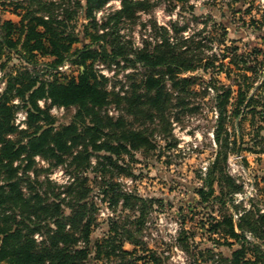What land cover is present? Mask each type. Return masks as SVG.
<instances>
[{
	"label": "trees",
	"instance_id": "obj_1",
	"mask_svg": "<svg viewBox=\"0 0 264 264\" xmlns=\"http://www.w3.org/2000/svg\"><path fill=\"white\" fill-rule=\"evenodd\" d=\"M109 1H0L2 9L19 17L18 21L0 19V69L5 78L0 92V264H163L161 255L153 250L147 252L119 216L109 221L108 234L92 240L96 208L95 203L89 201L91 189L83 173L91 166L90 156L100 154L93 170L97 172L95 176L100 177L103 200L114 209L119 205L127 208L130 199L135 197L123 191L115 177L107 178L108 173L112 175L111 171L117 169L118 175H131L119 160H124L126 155L132 160L134 150L153 148L146 123L158 117L164 120L165 114L173 108H196L189 101L191 95L198 92L196 86H200L203 96L212 95L214 138L220 148L221 135L226 132V120L231 115L228 104H231L233 92H236L233 116L240 117L241 121L246 114L257 113L264 122V91L257 93L264 85L261 48L238 53L237 45H226L218 59L217 49L225 45L228 24L213 20L211 30L207 19L201 28L195 26L194 29H198L192 33H186L191 28L188 24L172 20L168 26H163L150 20L146 27L148 35L136 46L125 37L123 25L125 22L134 24L140 12L150 13L158 1L121 0L120 7L104 13L98 21L96 11ZM165 1L169 3V12L185 8L196 18L192 0ZM232 1L235 5L228 3L227 9L233 7L230 9L233 12L240 11L248 3L247 0ZM82 15L88 22L82 24L83 31L78 33L76 21ZM87 36L89 42L84 41ZM261 36L264 39V35ZM76 43L80 46H75ZM13 59H18L19 65H9ZM226 59L238 70L234 77H230L228 70L232 80L229 85L219 83L214 76L221 71ZM64 61L76 65L78 73L61 80L59 76L63 74L56 69ZM96 64H103L110 70L116 67L136 70L140 66L143 73L137 79L135 71H129L126 73L130 79L127 87L122 84L117 90L115 86L108 90L109 78L99 72ZM198 69L209 74L208 77L202 72L186 74ZM248 72L260 74L259 85L257 79L248 82L255 77ZM14 98L19 99V105L11 102ZM41 99L49 100V106H75L72 121L55 129L49 107L41 108L38 104ZM112 102L120 110L116 117L107 112ZM19 107L27 111V128L18 131L13 118ZM126 116H131L138 128L129 123ZM260 129L264 131L263 126ZM253 138L254 141L264 139V133L259 131ZM223 140L225 148L227 136ZM251 148L253 145L249 150ZM37 156L56 166L66 164L73 168L69 179L61 184H53L47 177L39 179ZM226 157L225 151H217L202 178L204 186L195 189L201 202L213 201L227 207L224 196L241 190V185L225 172ZM215 179L221 189L219 196L212 199ZM222 182L228 189L222 188ZM228 206L237 207L232 202ZM200 226L204 228L205 224L201 222ZM219 229L241 242L240 247L232 248L218 261L264 263V251L257 245L252 250L255 258H246L242 235L248 230L264 242V213H259L258 209L247 210L237 223L230 214L224 213L207 231L212 234ZM187 240L184 236V245L189 244ZM125 242L131 243L133 249H125ZM204 249L212 253L209 246Z\"/></svg>",
	"mask_w": 264,
	"mask_h": 264
},
{
	"label": "rangeland",
	"instance_id": "obj_2",
	"mask_svg": "<svg viewBox=\"0 0 264 264\" xmlns=\"http://www.w3.org/2000/svg\"><path fill=\"white\" fill-rule=\"evenodd\" d=\"M157 1V6L150 13L140 12L134 24L125 22L123 25L122 32L125 37L131 39L136 46L141 45L142 38L148 35L146 27L150 24V20L163 26H168L172 20L181 25L188 24L191 28L187 29L186 33H192L198 29H194L195 26L201 28L204 19H207L211 30L214 28L213 20L215 22L224 21L228 24V34L225 45H221L220 50L217 49L218 59L222 57L226 45H237L238 53H247L253 48H261L263 56L260 57L264 62V39L261 36L264 35V0H247L249 4H245L238 12L230 11V9H234L233 7L228 11V3L235 5L232 0H192L196 6L194 12L196 18L191 17L185 8H182V11L177 8L173 12H169L167 10L168 2ZM120 2L121 0H110L102 9L96 11V19L99 21L104 13L120 7ZM207 2L213 5H207ZM9 16L12 15L0 7V19L4 20ZM87 22L88 20L83 15L78 17L76 31L81 33L83 31L82 24H87ZM252 22L254 23L250 25L249 23ZM143 24L146 26L144 27ZM217 32L218 30L214 31L216 34ZM216 37L219 36L216 35ZM89 40V36L84 38L85 42H89ZM75 46H80V43H76ZM228 61V59L224 60V65L220 68L221 71L214 73L219 83L224 85L232 84L230 77H234L238 71L237 67L228 64ZM219 62L218 60L217 63ZM12 63L19 65V60L13 59L9 65ZM103 69L109 78L106 84L108 90L113 89V86L117 90V87L122 84L127 86L130 79L126 77V73L129 71H131L130 73L135 71L137 79L141 78L143 73L140 66L136 70L122 67H116L113 70L106 67ZM211 69L210 71H212ZM197 72L201 73L202 71L198 69L194 73L186 74L191 75ZM63 73V76H59L61 80H65L67 76H76L78 67L71 65L63 70ZM202 74L205 77L209 75L203 72ZM252 74L248 72V75L255 76L248 80L249 83L255 81L260 75ZM256 81L257 85L261 82L260 79ZM232 87L236 89L237 86L233 85ZM195 89L198 92L191 95L189 101L196 108L184 110L173 108L165 114L164 120L158 117L153 122L146 123L145 126L153 148L134 150L132 160L128 155L124 156V160H119L120 165L132 172L131 175H118V170L113 168L111 171L113 174L108 173L107 178L115 177V180L120 183L121 189L135 197V199H130V207L123 208L119 205L114 209L107 201L103 200L101 180L99 176H95L97 172L93 170L97 160L100 159V154L94 153L90 156L91 166L83 173L84 176L86 175L87 185L91 189L89 201L95 203L96 208L94 212L96 223L92 230L93 241L108 234L109 221L119 216L122 222L126 221V227L142 242V246L147 249V252L153 250L161 255L163 264H227L222 260L218 261V259L229 254L232 248L240 247L241 241L237 242L235 238L224 234L221 229L210 234L207 231L210 224L221 220L224 213L230 214L235 223L238 222L239 217L235 219L234 213L241 215L243 212L253 209L264 213V139L256 138L254 141L253 138L259 131L264 133L260 129V127H264V122L260 120L257 113H248L241 121L240 117L233 116L232 108L236 95V92H233L230 98L231 104H228L231 115L227 117L226 132H222V148H220V144L216 143L214 138L215 111L212 95L203 96L199 90L200 86H196ZM263 91L264 85H261L257 93H263ZM14 99H17L18 103H14ZM14 99L11 102L14 105H19V99ZM39 106L41 108L49 107L55 129L70 123L76 112L75 106H62V108L61 105L49 106V100H44ZM107 112L116 117L120 110L112 102L108 105ZM126 119L129 123H133L131 116H126ZM132 125L138 128L137 123ZM26 128L27 124L25 123V127H17V130ZM226 136L227 143L224 148L223 139ZM252 145L254 148H251V151L249 147ZM218 150L226 152L225 172L237 184L241 185V190L224 196L223 200H226L227 207H222L213 201L201 202L199 194L195 191L197 187L204 186L202 178L206 175ZM36 162V166L40 170L39 179L47 177L53 184L65 183L73 172V168L66 164L56 166L39 156L36 157ZM205 165L208 167L203 174L202 167ZM108 169L111 170V168ZM225 184L222 182L224 190L228 189ZM46 189L50 192V187ZM213 189L212 199L217 197L215 195L219 196L220 194L221 186L217 179L213 182ZM230 202L237 207L230 208L228 206ZM211 216L214 219L210 218ZM201 222L205 224L204 228L200 226ZM236 231L241 233L238 228ZM242 233L246 258L254 259L255 254L252 250L257 245L263 252L264 242L248 230H244ZM184 236L188 237V245H184ZM226 241L231 245L226 244ZM206 246L212 249V253L205 251ZM133 247L129 242L124 243V248L127 250H132ZM261 264L264 263L261 262Z\"/></svg>",
	"mask_w": 264,
	"mask_h": 264
},
{
	"label": "built area",
	"instance_id": "obj_3",
	"mask_svg": "<svg viewBox=\"0 0 264 264\" xmlns=\"http://www.w3.org/2000/svg\"><path fill=\"white\" fill-rule=\"evenodd\" d=\"M72 64L68 61H64V63H62L61 65H59L56 69V71L59 72V74H64L63 73V70H65L66 68H68L69 66H71ZM96 67L98 68L99 72L104 74L105 76H108L106 75V71L103 69L104 68V65L103 64H97ZM4 75V71L0 69V92L2 91L4 85H5V78L3 77ZM125 87H127L125 85ZM44 101V99H41L38 101V103L40 105H42V102ZM14 103H18V100L17 99H14L13 101ZM62 108V106H61ZM110 113V111H109ZM26 116H27V111L22 108V107H19L17 108V110L15 111V114H14V118H13V122L15 124L16 127H19V128H22V127H25V121H26ZM207 165L203 166L202 167V170H203V174H205V171L207 169ZM240 213H234V218L237 219L239 217Z\"/></svg>",
	"mask_w": 264,
	"mask_h": 264
},
{
	"label": "crops",
	"instance_id": "obj_4",
	"mask_svg": "<svg viewBox=\"0 0 264 264\" xmlns=\"http://www.w3.org/2000/svg\"><path fill=\"white\" fill-rule=\"evenodd\" d=\"M5 11L9 12V13L12 15V16L6 17L5 19H11V20H13V21H18V20H19V17H18L17 15L11 13V12L8 11V10H5Z\"/></svg>",
	"mask_w": 264,
	"mask_h": 264
}]
</instances>
